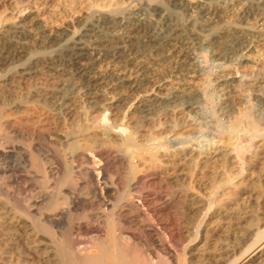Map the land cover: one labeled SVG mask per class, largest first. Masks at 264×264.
I'll list each match as a JSON object with an SVG mask.
<instances>
[{
	"label": "bare ground",
	"instance_id": "6f19581e",
	"mask_svg": "<svg viewBox=\"0 0 264 264\" xmlns=\"http://www.w3.org/2000/svg\"><path fill=\"white\" fill-rule=\"evenodd\" d=\"M95 3L50 32L34 6L0 16V264H264V219L246 223L264 128L244 161L226 131L196 138L193 68L202 47L239 51V73L208 75L237 114L264 15L243 23L252 0ZM249 79L264 103V74Z\"/></svg>",
	"mask_w": 264,
	"mask_h": 264
},
{
	"label": "rangeland",
	"instance_id": "374dc122",
	"mask_svg": "<svg viewBox=\"0 0 264 264\" xmlns=\"http://www.w3.org/2000/svg\"><path fill=\"white\" fill-rule=\"evenodd\" d=\"M63 1L62 0H60V1L59 0H0V16L4 20L6 19V21L11 20L14 17L15 18L20 17V16L26 17L35 7V9H38L41 12L40 16L47 23L46 29L48 32H50L51 30H53L57 27L63 26L64 22H66L68 19H75L76 17L78 18L79 14H81L87 8V6L90 4V2L91 3H92V1L97 2L98 5L100 3L102 4V2L105 4H106V2L107 3L109 2V0L108 1L107 0L106 1L105 0H65V2H63ZM252 2L254 3L255 7L253 6L245 14V16L243 18L244 19L243 23L251 21V19L254 16L258 15L259 13H262L264 15V0H252ZM97 3H95V4H97ZM257 5L259 8L257 7V9H256ZM38 6L40 8H37ZM228 17H230V16L226 15V18L224 16L221 19L218 18V20H222V19L228 20ZM263 47L264 46L256 47L257 49L260 48L259 50L254 48V51H253L254 54H257L258 56L263 57L264 56V48ZM196 49H198V48H196ZM255 52H257V53H255ZM260 52H261V54H260ZM238 54H239V51L238 52L236 51V53L233 54L234 56L233 55L227 56L226 57L227 59L225 58V60L227 61L226 62L224 59L218 58L219 59L218 60L215 56H212L210 50L207 47H202V49L197 50L196 59L194 61V63L195 62H197V63H195L194 67H193V68H197V69H195L194 71L199 76L202 75L204 77L206 76L205 77L206 79L208 78L206 80L204 77L200 76L204 79V81H203L201 78L202 81H200L201 82V89L203 92L208 91L207 93L204 92L207 95L209 93H212L213 90H214V92L212 93L211 97H210V95H208L209 98L206 94L204 95L205 97H207L206 100L204 101V106H206V107L204 108L203 114H202L203 120L205 121L204 122L205 127L201 132H199L195 136H196V138L203 139L204 141H206V140L209 141L211 138H213V136L222 135V134H224L223 132L226 131V140L229 139V140H233L236 142L239 157L244 161V159H246L249 156V154L253 153V151H251V150H254L253 146L256 143L254 141H257V139L261 135L259 133H262V130L264 128V124H263V122H264V120H263L264 103L261 102L260 100H257L254 98L253 94L251 93L252 91H250L246 86V81L248 80V78H250L249 80H251V79L256 78L259 75H263L264 74V66H262L263 68L256 67V68L249 70L245 75L241 76L237 80V82H236V93L240 97H242L241 105L236 110L237 114H236V112H234L232 114H228V115L220 113L219 104H220V101L223 98L224 94L217 89H213L214 87L212 84V80L210 79L211 75L213 77V75L216 74L217 72H219L220 70H222L224 68L228 69L230 67V65H232V63H233V65L234 64L239 65V67L241 68V65L239 62V56L236 57V55H238ZM200 56L201 57L203 56L202 59L204 58L205 61L204 60L199 61V59H201ZM231 56H233V57L230 58ZM215 59H217V60H215ZM226 63H228V64H226ZM229 63H230V65H229ZM237 65L236 66L234 65V66L230 67L229 69H231L235 73H237L239 71V67ZM199 67H201V68H199ZM222 67H224V68H222ZM236 67H238V68H236ZM199 71L201 73L203 71V73L199 74L200 73ZM209 72H210V74H209ZM204 74H206V75H204ZM208 75H210V77ZM209 79L211 80V82ZM208 83H209V85H207ZM204 86L205 87L207 86V87L205 88ZM207 89H210V90H207ZM247 89H248V91H247ZM242 115H244V116H242ZM253 118L255 119L254 122L250 123L251 121H253ZM248 120H250V121H248ZM236 121H239V122H236ZM234 122H235V124L236 123L237 124L235 125ZM250 124L253 125L251 127V130L249 128ZM242 126L245 127L246 129L243 128ZM247 132H248V135L250 134L249 135L250 138L253 137L252 139H250L248 137ZM250 132H252V133H250ZM246 137H248V138H246ZM242 138H245V139H242ZM242 140H243V142H241ZM244 144L245 145L248 144V146H245ZM238 146H239V148H238ZM244 146H245V148H244ZM247 147H248V149H247ZM244 153H245V155H244ZM242 155H243V157H242ZM263 158L264 157H262V158L260 157L259 158L260 161L258 160V164L256 166H254V168L252 167L255 170L254 176H258L260 174L259 177H260V180H262V181H260V183H259L260 187H258L260 195L258 194L256 197L254 195V197L251 198L253 201L250 199V202L252 203L253 207L249 203L250 209H251V207L254 209V208H256V206L258 209H254V210L251 209V211L249 209H247V211L250 214L246 211L248 214V217L246 218V223H249V225L251 222L255 221L259 216H260V218L264 219V194H261V192L262 193L264 192L263 191L264 190V184H263L264 183V177H262V175H264L263 174L264 173V163H263L264 160H263ZM261 160H263V161L261 162ZM259 169H261L262 172L261 171L259 172ZM256 171L258 172L257 173L258 175L255 174ZM246 195L247 194H245L244 196H246ZM257 198H259V199H257ZM254 200H256V201H254ZM254 204H255V206H254ZM258 204H259V206H258ZM259 210H260V212H259ZM252 211H254V213ZM257 212L260 215H258ZM252 213H253V216L256 217L258 215V217H256V218L252 217L251 216ZM261 216H263V217H261ZM246 223H244V224H246ZM247 226H248V224H247Z\"/></svg>",
	"mask_w": 264,
	"mask_h": 264
}]
</instances>
